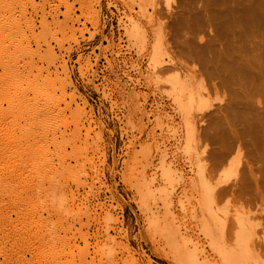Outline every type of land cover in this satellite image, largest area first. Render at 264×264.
I'll return each mask as SVG.
<instances>
[{
    "label": "rangeland",
    "instance_id": "374dc122",
    "mask_svg": "<svg viewBox=\"0 0 264 264\" xmlns=\"http://www.w3.org/2000/svg\"><path fill=\"white\" fill-rule=\"evenodd\" d=\"M261 70L264 0H0V264H264Z\"/></svg>",
    "mask_w": 264,
    "mask_h": 264
},
{
    "label": "bare ground",
    "instance_id": "6f19581e",
    "mask_svg": "<svg viewBox=\"0 0 264 264\" xmlns=\"http://www.w3.org/2000/svg\"><path fill=\"white\" fill-rule=\"evenodd\" d=\"M242 63H243V61H239V64H242ZM247 64H248V62H247ZM239 83H240V86L246 87L245 84H243L242 82L239 81ZM257 84H258L259 88H264V70H261L259 72V78L257 80Z\"/></svg>",
    "mask_w": 264,
    "mask_h": 264
}]
</instances>
